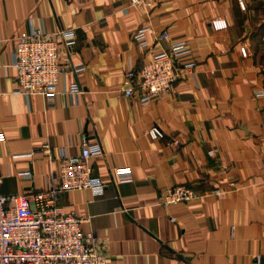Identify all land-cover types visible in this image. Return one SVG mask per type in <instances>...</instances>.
I'll use <instances>...</instances> for the list:
<instances>
[{"label": "crops", "instance_id": "0c3cea01", "mask_svg": "<svg viewBox=\"0 0 264 264\" xmlns=\"http://www.w3.org/2000/svg\"><path fill=\"white\" fill-rule=\"evenodd\" d=\"M140 2L0 0L3 194L48 190L66 158L99 143L103 154L89 165L104 195L65 192L59 206L82 220L109 264H257L258 256L264 264V96H256L264 92V56L250 29L264 23V0ZM215 20L227 28L215 30ZM143 27L151 29L148 48L134 40ZM32 28L75 30L77 45L69 52L60 45L61 65L85 66L61 74L52 109L40 95L14 92L13 54ZM164 32L189 46L180 67L195 63L193 74L184 68L170 93L143 104L136 90L125 95L126 75L130 64L139 70L169 49ZM155 127L162 138L148 134ZM119 168L131 174L118 176ZM176 186L198 200L161 205Z\"/></svg>", "mask_w": 264, "mask_h": 264}, {"label": "built area", "instance_id": "2783aa9c", "mask_svg": "<svg viewBox=\"0 0 264 264\" xmlns=\"http://www.w3.org/2000/svg\"><path fill=\"white\" fill-rule=\"evenodd\" d=\"M131 2L133 5L141 3L140 0ZM212 26L215 30L227 28V24L220 20L213 21ZM150 31L149 27H143L135 32L134 40L141 48L150 46ZM159 38L170 42L169 49L153 55L139 70L130 64L126 75L132 86L125 95L132 96L136 90L143 104L170 93L184 68L188 74H193L195 67V63L180 67V60L190 53L186 42L173 41L168 32ZM60 45H64L68 52L74 48L77 45L75 30L47 32L44 28H32L20 35L12 60V67L16 70V94L27 100L32 95H40L45 98L48 108L56 106L61 94V74L66 70L74 74L85 70L84 65L64 68ZM240 51L243 57H247L246 48L242 47ZM256 96L262 97L264 92L260 91ZM148 134L153 139L163 137L156 127ZM1 140H4L2 135ZM43 151L50 153L48 146ZM102 154L101 144H84L80 156L66 158L56 176L50 177V188L32 196L6 197L0 173V264H109L106 254L97 248L94 234L84 233L82 220L74 212L65 213L59 206L60 195L65 192L90 190L96 197L104 195L106 185L94 177L89 165L90 158ZM208 154L214 156L213 151ZM115 173L130 175L131 170L119 168ZM20 175L30 177L31 174L24 172ZM197 200L192 188L176 186L162 193L160 204L167 207ZM257 264H260L259 256Z\"/></svg>", "mask_w": 264, "mask_h": 264}, {"label": "rangeland", "instance_id": "374dc122", "mask_svg": "<svg viewBox=\"0 0 264 264\" xmlns=\"http://www.w3.org/2000/svg\"><path fill=\"white\" fill-rule=\"evenodd\" d=\"M250 29L253 30V34H257L258 37L254 38L257 40V45L255 46V52L260 56H264V23L260 21H254L250 25ZM264 67V64H263Z\"/></svg>", "mask_w": 264, "mask_h": 264}]
</instances>
